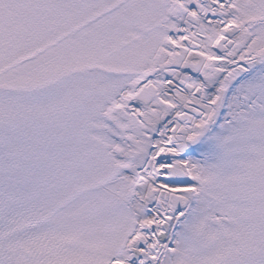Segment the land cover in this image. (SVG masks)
<instances>
[{"label":"snow or ice","instance_id":"1","mask_svg":"<svg viewBox=\"0 0 264 264\" xmlns=\"http://www.w3.org/2000/svg\"><path fill=\"white\" fill-rule=\"evenodd\" d=\"M0 264H264V0H0Z\"/></svg>","mask_w":264,"mask_h":264}]
</instances>
